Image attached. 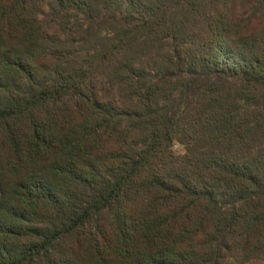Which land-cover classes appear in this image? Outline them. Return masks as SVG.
<instances>
[{
	"label": "trees",
	"instance_id": "1",
	"mask_svg": "<svg viewBox=\"0 0 264 264\" xmlns=\"http://www.w3.org/2000/svg\"><path fill=\"white\" fill-rule=\"evenodd\" d=\"M0 264H264V0H0Z\"/></svg>",
	"mask_w": 264,
	"mask_h": 264
}]
</instances>
